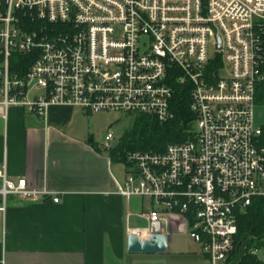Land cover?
I'll return each instance as SVG.
<instances>
[{
	"label": "built area",
	"instance_id": "1",
	"mask_svg": "<svg viewBox=\"0 0 264 264\" xmlns=\"http://www.w3.org/2000/svg\"><path fill=\"white\" fill-rule=\"evenodd\" d=\"M263 82L264 0H0L4 117L18 107L45 120L68 106L163 123L173 83L188 86V136L127 153L118 193L149 200L138 216L150 223L186 221L208 264H228L238 214L264 197V128L254 117ZM46 196L0 165V222L9 197ZM128 234L146 240L148 227ZM251 253L264 262V247Z\"/></svg>",
	"mask_w": 264,
	"mask_h": 264
},
{
	"label": "crops",
	"instance_id": "2",
	"mask_svg": "<svg viewBox=\"0 0 264 264\" xmlns=\"http://www.w3.org/2000/svg\"><path fill=\"white\" fill-rule=\"evenodd\" d=\"M79 115L87 117L68 106L51 107L45 120L18 107L6 117L0 110V165L10 180L22 177L48 193L37 201L8 198L0 264H208L184 239L187 223L175 215L154 222L167 235V252H127L128 230L151 224L138 216L151 203L118 193L125 174L87 142L89 130L74 127Z\"/></svg>",
	"mask_w": 264,
	"mask_h": 264
},
{
	"label": "trees",
	"instance_id": "3",
	"mask_svg": "<svg viewBox=\"0 0 264 264\" xmlns=\"http://www.w3.org/2000/svg\"><path fill=\"white\" fill-rule=\"evenodd\" d=\"M170 110L173 118L160 123L151 115L133 116L132 125L118 142L105 151L112 162L124 163L129 152H160L169 143L180 142L188 136L193 116L189 111L188 86L173 83ZM257 105L264 106V82L258 87ZM97 150L99 146L91 143ZM101 150V151H102ZM264 247V197L253 198L251 204L237 216V233L228 264H264L251 251Z\"/></svg>",
	"mask_w": 264,
	"mask_h": 264
},
{
	"label": "rangeland",
	"instance_id": "4",
	"mask_svg": "<svg viewBox=\"0 0 264 264\" xmlns=\"http://www.w3.org/2000/svg\"><path fill=\"white\" fill-rule=\"evenodd\" d=\"M210 53L213 54V48H210ZM132 114L127 113H115V112H98L91 115L77 116L74 118L73 125L80 131H88V139L91 138L92 142L99 147L104 146H114L118 139L122 136L125 130H127L133 122ZM254 117L256 124L264 128V106L257 105L254 111ZM107 133H111L113 139L107 140ZM115 170L118 175L123 177L124 175V165L120 162H114ZM145 203H148L145 200ZM187 235V233H186ZM184 237L185 240L189 241L193 245V249L198 252L202 251V248L199 244H194L188 236ZM264 258V257H262Z\"/></svg>",
	"mask_w": 264,
	"mask_h": 264
},
{
	"label": "water",
	"instance_id": "5",
	"mask_svg": "<svg viewBox=\"0 0 264 264\" xmlns=\"http://www.w3.org/2000/svg\"><path fill=\"white\" fill-rule=\"evenodd\" d=\"M87 142L92 143V139L89 138ZM168 250L167 235L154 222L148 228V239L138 240L134 235L127 236L128 253L161 254Z\"/></svg>",
	"mask_w": 264,
	"mask_h": 264
}]
</instances>
